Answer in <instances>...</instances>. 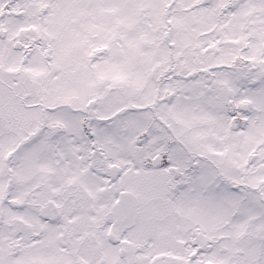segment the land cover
<instances>
[{
	"label": "snow or ice",
	"instance_id": "obj_1",
	"mask_svg": "<svg viewBox=\"0 0 264 264\" xmlns=\"http://www.w3.org/2000/svg\"><path fill=\"white\" fill-rule=\"evenodd\" d=\"M0 264H264V0H0Z\"/></svg>",
	"mask_w": 264,
	"mask_h": 264
}]
</instances>
